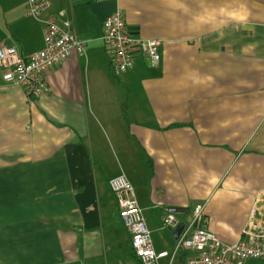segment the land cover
Returning a JSON list of instances; mask_svg holds the SVG:
<instances>
[{"label": "crops", "instance_id": "0c3cea01", "mask_svg": "<svg viewBox=\"0 0 264 264\" xmlns=\"http://www.w3.org/2000/svg\"><path fill=\"white\" fill-rule=\"evenodd\" d=\"M27 3L0 0V45L25 56L43 46ZM118 10L160 42L156 65L112 73L102 24ZM45 13L71 19L81 45L39 96L0 67V264H139L108 184L120 174L156 251H173L169 208L186 222L202 204L198 225L225 243L264 216V0H50Z\"/></svg>", "mask_w": 264, "mask_h": 264}, {"label": "built area", "instance_id": "2783aa9c", "mask_svg": "<svg viewBox=\"0 0 264 264\" xmlns=\"http://www.w3.org/2000/svg\"><path fill=\"white\" fill-rule=\"evenodd\" d=\"M27 2V13L43 23V46L25 56L15 45L3 43L0 67L6 83L21 86L28 95L39 96L50 91L46 71L61 65L81 44L71 19L59 20L56 15L45 13L50 0ZM101 39L109 56L110 70L115 75L131 68L136 56L146 57L151 66L161 58L160 42L132 34L119 10L104 19ZM108 184L117 198L118 214L129 232L139 264H160L164 257H169L167 264H244L247 259L264 257V216L258 218L251 214L242 237L234 243H225L213 231L198 225L203 214L202 204L195 206L186 222L176 216L173 208L167 210L163 226L175 227L183 222V227L171 254L166 250L156 251L132 184L123 174L111 178Z\"/></svg>", "mask_w": 264, "mask_h": 264}, {"label": "clouds", "instance_id": "9594fccd", "mask_svg": "<svg viewBox=\"0 0 264 264\" xmlns=\"http://www.w3.org/2000/svg\"><path fill=\"white\" fill-rule=\"evenodd\" d=\"M230 16L232 19L238 22H243L247 19V12L246 9H244L243 6H241L240 9L232 12Z\"/></svg>", "mask_w": 264, "mask_h": 264}, {"label": "water", "instance_id": "95a60500", "mask_svg": "<svg viewBox=\"0 0 264 264\" xmlns=\"http://www.w3.org/2000/svg\"><path fill=\"white\" fill-rule=\"evenodd\" d=\"M183 227V222H179L173 229V235L174 237H177Z\"/></svg>", "mask_w": 264, "mask_h": 264}]
</instances>
